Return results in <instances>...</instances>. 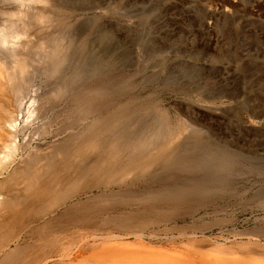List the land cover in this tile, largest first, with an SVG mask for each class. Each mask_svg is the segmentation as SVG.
I'll return each instance as SVG.
<instances>
[{
  "label": "bare ground",
  "instance_id": "obj_1",
  "mask_svg": "<svg viewBox=\"0 0 264 264\" xmlns=\"http://www.w3.org/2000/svg\"><path fill=\"white\" fill-rule=\"evenodd\" d=\"M1 2L10 6L0 12L23 11L5 35L27 39L0 46V264H264V230L180 225L190 215L175 206L184 196L154 179L127 191L131 175L175 158L177 132L113 129L87 98L69 34L49 36L57 27L50 30L47 0L24 10ZM94 85L89 92L99 95ZM117 183H126L125 193H93ZM243 233L251 238L237 239Z\"/></svg>",
  "mask_w": 264,
  "mask_h": 264
},
{
  "label": "rangeland",
  "instance_id": "obj_2",
  "mask_svg": "<svg viewBox=\"0 0 264 264\" xmlns=\"http://www.w3.org/2000/svg\"><path fill=\"white\" fill-rule=\"evenodd\" d=\"M46 12L113 129L177 132L174 159L93 193L154 179L184 196L180 225L264 230V0H47Z\"/></svg>",
  "mask_w": 264,
  "mask_h": 264
},
{
  "label": "clouds",
  "instance_id": "obj_3",
  "mask_svg": "<svg viewBox=\"0 0 264 264\" xmlns=\"http://www.w3.org/2000/svg\"><path fill=\"white\" fill-rule=\"evenodd\" d=\"M10 2L13 5L18 6L20 10L28 9L32 5L46 4V0H10ZM22 15H23V11L0 12V17L6 18L4 19L3 23L0 24V36L4 37V39L0 41V46H2L3 48L6 49L17 48L19 47L20 41L27 39L26 34H16L10 38L5 35L9 31V20H16ZM11 27L15 28V25L13 24Z\"/></svg>",
  "mask_w": 264,
  "mask_h": 264
}]
</instances>
